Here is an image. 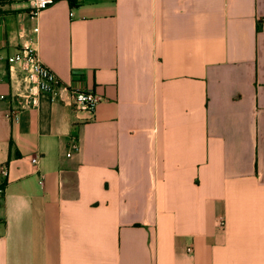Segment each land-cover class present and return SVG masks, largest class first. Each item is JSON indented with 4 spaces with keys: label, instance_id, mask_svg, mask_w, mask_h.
<instances>
[{
    "label": "crops",
    "instance_id": "1",
    "mask_svg": "<svg viewBox=\"0 0 264 264\" xmlns=\"http://www.w3.org/2000/svg\"><path fill=\"white\" fill-rule=\"evenodd\" d=\"M0 57V264H264V0H0Z\"/></svg>",
    "mask_w": 264,
    "mask_h": 264
},
{
    "label": "built area",
    "instance_id": "2",
    "mask_svg": "<svg viewBox=\"0 0 264 264\" xmlns=\"http://www.w3.org/2000/svg\"><path fill=\"white\" fill-rule=\"evenodd\" d=\"M28 4L30 17H35L41 10L47 8L54 3L55 0H24ZM1 58V57H0ZM6 62L10 66H17L24 73V77L29 83V91L31 94H54L59 79L57 75L42 62L38 51L33 42L22 44L16 52L5 57ZM79 81L69 86V92L72 97L75 109L78 112H86L92 114L94 108L100 98L91 88L83 87ZM14 117V116H13ZM78 144L75 140L71 141L67 156L72 151L78 150ZM37 161L36 157L32 158V162ZM0 175H6V168H0ZM4 188L0 186V196L3 194ZM190 252L191 248H187Z\"/></svg>",
    "mask_w": 264,
    "mask_h": 264
},
{
    "label": "trees",
    "instance_id": "3",
    "mask_svg": "<svg viewBox=\"0 0 264 264\" xmlns=\"http://www.w3.org/2000/svg\"><path fill=\"white\" fill-rule=\"evenodd\" d=\"M70 2H72L73 0H69Z\"/></svg>",
    "mask_w": 264,
    "mask_h": 264
}]
</instances>
